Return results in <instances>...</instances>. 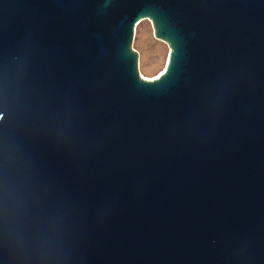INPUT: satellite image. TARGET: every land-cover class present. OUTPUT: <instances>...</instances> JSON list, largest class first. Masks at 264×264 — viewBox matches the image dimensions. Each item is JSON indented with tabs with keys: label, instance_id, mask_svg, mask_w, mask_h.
Instances as JSON below:
<instances>
[{
	"label": "water",
	"instance_id": "obj_1",
	"mask_svg": "<svg viewBox=\"0 0 264 264\" xmlns=\"http://www.w3.org/2000/svg\"><path fill=\"white\" fill-rule=\"evenodd\" d=\"M0 264H264V0H0Z\"/></svg>",
	"mask_w": 264,
	"mask_h": 264
},
{
	"label": "rangeland",
	"instance_id": "obj_2",
	"mask_svg": "<svg viewBox=\"0 0 264 264\" xmlns=\"http://www.w3.org/2000/svg\"><path fill=\"white\" fill-rule=\"evenodd\" d=\"M132 50L138 54V72L143 80H153L164 70L169 56L168 46L153 37L151 23L140 22L134 30Z\"/></svg>",
	"mask_w": 264,
	"mask_h": 264
},
{
	"label": "bare ground",
	"instance_id": "obj_3",
	"mask_svg": "<svg viewBox=\"0 0 264 264\" xmlns=\"http://www.w3.org/2000/svg\"><path fill=\"white\" fill-rule=\"evenodd\" d=\"M163 71H164V70H163ZM163 71H161L159 75H161V74L163 73ZM154 79H156V78H154ZM149 81H151V80H149Z\"/></svg>",
	"mask_w": 264,
	"mask_h": 264
}]
</instances>
